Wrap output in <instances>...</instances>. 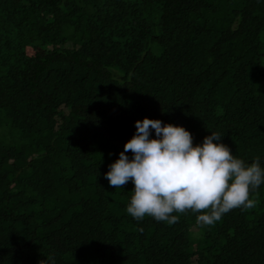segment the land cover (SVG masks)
Masks as SVG:
<instances>
[{"label": "trees", "instance_id": "trees-1", "mask_svg": "<svg viewBox=\"0 0 264 264\" xmlns=\"http://www.w3.org/2000/svg\"><path fill=\"white\" fill-rule=\"evenodd\" d=\"M145 117L264 169V0H0V264H264V184L213 225L127 213L104 174Z\"/></svg>", "mask_w": 264, "mask_h": 264}, {"label": "clouds", "instance_id": "clouds-1", "mask_svg": "<svg viewBox=\"0 0 264 264\" xmlns=\"http://www.w3.org/2000/svg\"><path fill=\"white\" fill-rule=\"evenodd\" d=\"M135 127L136 133L104 174L115 189L133 182L126 209L133 218L151 216L175 224L173 212L191 210L202 213L198 225H213L232 209L256 207L258 201L249 196L264 184V169L258 158L248 166L235 158L221 142L224 135L211 132L194 146L192 134L182 126H162V121L145 117ZM151 130L155 138H150ZM39 264H55V258L49 255Z\"/></svg>", "mask_w": 264, "mask_h": 264}]
</instances>
